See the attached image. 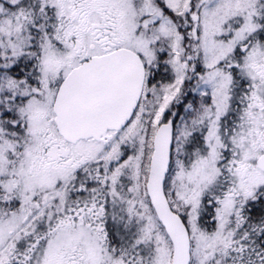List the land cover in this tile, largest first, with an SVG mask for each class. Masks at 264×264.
Masks as SVG:
<instances>
[{"label":"snow or ice","instance_id":"snow-or-ice-1","mask_svg":"<svg viewBox=\"0 0 264 264\" xmlns=\"http://www.w3.org/2000/svg\"><path fill=\"white\" fill-rule=\"evenodd\" d=\"M0 264H264V0H0Z\"/></svg>","mask_w":264,"mask_h":264}]
</instances>
